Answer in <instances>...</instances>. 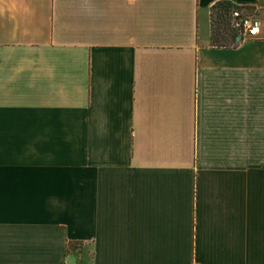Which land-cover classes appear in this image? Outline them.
<instances>
[{
	"label": "crops",
	"instance_id": "crops-1",
	"mask_svg": "<svg viewBox=\"0 0 264 264\" xmlns=\"http://www.w3.org/2000/svg\"><path fill=\"white\" fill-rule=\"evenodd\" d=\"M0 264H264V0H0Z\"/></svg>",
	"mask_w": 264,
	"mask_h": 264
},
{
	"label": "built area",
	"instance_id": "built-area-1",
	"mask_svg": "<svg viewBox=\"0 0 264 264\" xmlns=\"http://www.w3.org/2000/svg\"><path fill=\"white\" fill-rule=\"evenodd\" d=\"M230 14L241 37L247 38L260 35L262 22L256 11L244 6H235L231 8Z\"/></svg>",
	"mask_w": 264,
	"mask_h": 264
},
{
	"label": "trees",
	"instance_id": "trees-1",
	"mask_svg": "<svg viewBox=\"0 0 264 264\" xmlns=\"http://www.w3.org/2000/svg\"><path fill=\"white\" fill-rule=\"evenodd\" d=\"M220 6V10H219V15H223L222 18L225 17V15H230V12H231V8L232 7H235V6H239V5H236L232 2H229V1H221L219 3H217L216 5L213 6L212 8V20H213V41L216 43V44H219V45H233V44H236L238 43L243 37L240 36V33L238 30H229L225 35L222 34V38L224 39V41H219L217 40L218 38V34L220 35L221 32L219 31L218 29V33L216 31V17L214 15V7L216 6ZM219 17V20H218V23L220 24L221 22V18L220 16Z\"/></svg>",
	"mask_w": 264,
	"mask_h": 264
},
{
	"label": "rangeland",
	"instance_id": "rangeland-1",
	"mask_svg": "<svg viewBox=\"0 0 264 264\" xmlns=\"http://www.w3.org/2000/svg\"><path fill=\"white\" fill-rule=\"evenodd\" d=\"M220 8L221 7L219 5L214 7V15L216 17V31L218 33V29H219V31L221 32L220 35L218 34V38H217L218 42L219 41H224V39L221 37L222 34L225 35L229 30H233V29L238 30V28L235 27L234 24H233L231 14L229 16L225 15L224 18H222L223 15H219L218 12H219ZM218 16H220V18H221L220 19L221 20L220 24L218 23V20H219Z\"/></svg>",
	"mask_w": 264,
	"mask_h": 264
}]
</instances>
